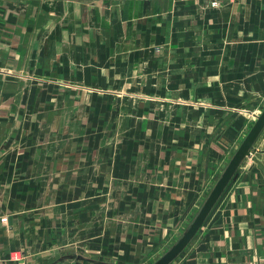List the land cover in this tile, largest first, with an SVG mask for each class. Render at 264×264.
I'll return each instance as SVG.
<instances>
[{
	"label": "crops",
	"instance_id": "0c3cea01",
	"mask_svg": "<svg viewBox=\"0 0 264 264\" xmlns=\"http://www.w3.org/2000/svg\"><path fill=\"white\" fill-rule=\"evenodd\" d=\"M161 3L0 0V264H151L264 109V0ZM251 152L171 264H264Z\"/></svg>",
	"mask_w": 264,
	"mask_h": 264
},
{
	"label": "water",
	"instance_id": "95a60500",
	"mask_svg": "<svg viewBox=\"0 0 264 264\" xmlns=\"http://www.w3.org/2000/svg\"><path fill=\"white\" fill-rule=\"evenodd\" d=\"M264 129V109L257 117L249 132L233 154L228 165L210 191L200 210L179 239L152 264H171L191 243L201 229L209 214L223 195L225 189L247 157L252 156V148Z\"/></svg>",
	"mask_w": 264,
	"mask_h": 264
},
{
	"label": "built area",
	"instance_id": "2783aa9c",
	"mask_svg": "<svg viewBox=\"0 0 264 264\" xmlns=\"http://www.w3.org/2000/svg\"><path fill=\"white\" fill-rule=\"evenodd\" d=\"M181 1H197V0H181ZM208 2H210L213 6H218L220 5L223 0H206ZM258 117V115L255 116V119ZM7 220L6 217L2 218V221L5 222Z\"/></svg>",
	"mask_w": 264,
	"mask_h": 264
},
{
	"label": "rangeland",
	"instance_id": "374dc122",
	"mask_svg": "<svg viewBox=\"0 0 264 264\" xmlns=\"http://www.w3.org/2000/svg\"><path fill=\"white\" fill-rule=\"evenodd\" d=\"M164 2H166L167 4H169L170 3V0H162V6L164 5ZM162 255V254H161ZM157 259V258H156ZM156 259H154L152 262H151V264L156 260Z\"/></svg>",
	"mask_w": 264,
	"mask_h": 264
}]
</instances>
